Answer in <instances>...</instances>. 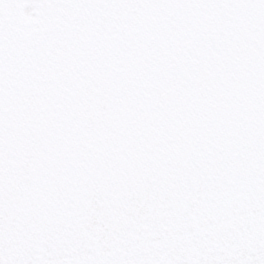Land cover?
<instances>
[{"label":"snow or ice","instance_id":"6c2138e0","mask_svg":"<svg viewBox=\"0 0 264 264\" xmlns=\"http://www.w3.org/2000/svg\"><path fill=\"white\" fill-rule=\"evenodd\" d=\"M0 264H264V0H0Z\"/></svg>","mask_w":264,"mask_h":264}]
</instances>
